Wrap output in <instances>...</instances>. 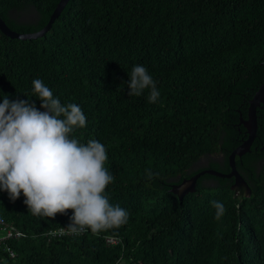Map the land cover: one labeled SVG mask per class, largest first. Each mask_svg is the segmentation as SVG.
<instances>
[{
  "label": "trees",
  "instance_id": "trees-1",
  "mask_svg": "<svg viewBox=\"0 0 264 264\" xmlns=\"http://www.w3.org/2000/svg\"><path fill=\"white\" fill-rule=\"evenodd\" d=\"M59 1L0 0V18L34 33ZM263 56L264 0H69L40 38L0 32V103L44 111L33 89L40 79L62 105L77 104L86 126L71 136L105 146V195L129 214L118 229L49 239L73 213L36 217L22 193L11 201L0 190V218L21 233L0 245V264H264V101L250 152L235 159L249 196L239 200L233 179L212 175L181 201L171 191L204 169L229 172ZM136 65L156 82L155 103L149 89L128 96ZM213 201L225 208L219 220Z\"/></svg>",
  "mask_w": 264,
  "mask_h": 264
},
{
  "label": "clouds",
  "instance_id": "clouds-1",
  "mask_svg": "<svg viewBox=\"0 0 264 264\" xmlns=\"http://www.w3.org/2000/svg\"><path fill=\"white\" fill-rule=\"evenodd\" d=\"M128 96L149 89L148 102L159 98L156 82L141 65L132 68ZM39 111L26 100L0 103V190L11 201L24 196V204L36 217L54 218L71 211L69 235L87 230L93 234L118 229L128 221V212L113 206L105 191L113 176L104 167L105 146L96 140L81 144L71 134L86 126V116L74 103L61 104L42 80H33ZM151 178L153 173H147ZM219 220L225 208L212 202Z\"/></svg>",
  "mask_w": 264,
  "mask_h": 264
},
{
  "label": "water",
  "instance_id": "water-1",
  "mask_svg": "<svg viewBox=\"0 0 264 264\" xmlns=\"http://www.w3.org/2000/svg\"><path fill=\"white\" fill-rule=\"evenodd\" d=\"M69 0H60L53 12L51 13L46 25L39 31L34 33H18L11 30L5 22L0 18V32L10 39L18 40H34L45 35L51 28L54 21L59 17L63 9ZM263 65H264V56H263ZM264 101V79L252 99L248 102L247 108V117L246 119L242 118L241 114L239 117V124L246 129L247 138L242 141V143L237 146L229 155V172L221 173L213 169H204L197 174L193 175L189 179L183 180L179 185H173L171 191L178 197L179 201L182 198L189 194L193 193L196 189L197 180L203 175H212L215 177L223 179H233V185L231 189L237 194L238 199L241 200L244 197L250 195L251 190L243 177L236 169L235 159L237 157H242L244 154L250 152V148L253 144L254 139L256 138L258 122H257V108Z\"/></svg>",
  "mask_w": 264,
  "mask_h": 264
},
{
  "label": "built area",
  "instance_id": "built-area-1",
  "mask_svg": "<svg viewBox=\"0 0 264 264\" xmlns=\"http://www.w3.org/2000/svg\"><path fill=\"white\" fill-rule=\"evenodd\" d=\"M47 238H61L63 236H76L67 234L66 229L52 230L44 234ZM21 233L13 227L11 224L7 223L3 218H0V245H4L6 241L10 239H19ZM106 244L110 246H115L119 244V240L116 238L108 237L105 239Z\"/></svg>",
  "mask_w": 264,
  "mask_h": 264
}]
</instances>
